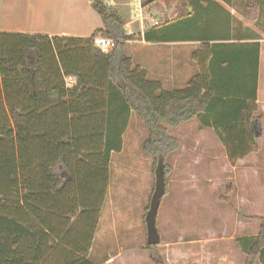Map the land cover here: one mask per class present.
I'll return each instance as SVG.
<instances>
[{"label": "trees", "instance_id": "obj_1", "mask_svg": "<svg viewBox=\"0 0 264 264\" xmlns=\"http://www.w3.org/2000/svg\"><path fill=\"white\" fill-rule=\"evenodd\" d=\"M157 1L141 0L143 13ZM185 1L192 10L179 22L198 23L205 13L207 29L219 9L231 20L218 0ZM196 4L206 5L204 11ZM92 5L104 28L90 37L0 32V264H92L88 257L108 196L112 154L122 151L133 114L147 131L143 151L154 159V172L163 162L164 196L171 171L167 157L180 148L169 127L199 119L201 129L214 130L232 163L260 152L261 34L254 42H239V52L233 49L228 59H208L206 74L194 76L184 89L166 90L128 55L136 36L127 32L124 18L103 0ZM263 15L260 0L246 2L247 22L258 27ZM177 19L146 27L145 39ZM230 20L228 33L212 24L208 35L199 37L229 39ZM98 36L115 40V46L103 51L95 44ZM220 46L214 44L213 53ZM237 63L236 88L219 85L218 71L226 73ZM255 218L260 231L235 238L245 264H264V217ZM158 246L146 243L145 249L153 264H166Z\"/></svg>", "mask_w": 264, "mask_h": 264}, {"label": "crops", "instance_id": "obj_2", "mask_svg": "<svg viewBox=\"0 0 264 264\" xmlns=\"http://www.w3.org/2000/svg\"><path fill=\"white\" fill-rule=\"evenodd\" d=\"M103 1L124 18L127 32L136 36V40L130 41V43H135L134 45L139 47L135 50L137 54L136 65L147 72L150 67L151 79L159 82L166 90L184 89L194 76L206 74L208 59L214 55L217 60L228 59L232 51L239 52L240 48L236 46L239 42H254L256 33L261 34L259 39L261 52L257 103L264 115V32L260 33L255 24L245 20L243 10L246 2L256 0H239L237 2L232 0L230 4L218 0L232 15L231 20L224 9H219V15L212 16L209 21L210 26L207 29L205 23L207 15L205 13L198 23L193 22L194 20L179 22L192 10V6L185 0L176 2H170L169 0L168 2L157 1L154 3L156 5L155 9L149 10L147 14L143 13L141 0ZM92 2L93 0H0V32L90 37L95 31L104 28L103 20L93 8ZM260 3L264 6V0H260ZM136 5L139 7V16L137 14L133 15V11L137 10ZM194 6L197 7L198 12H202L206 5L196 4ZM180 11H182V15ZM176 19L178 23L175 25H170L164 30H153L150 34L152 36L151 41L145 39L146 27H154L167 20ZM228 20L231 21L232 33V36L228 37L229 39L214 41L199 37L202 34L208 35L209 27L212 30V24L221 26L223 29L221 28L220 32L226 30L228 33L229 30L225 26L228 24ZM202 22H204L203 26ZM262 25L264 26V23ZM202 27L205 28L202 29ZM157 35L161 38L156 39ZM214 44H221V46L216 48V52L213 53L212 46ZM149 59L150 61H148ZM246 60V78L247 84H249L248 52ZM238 69L237 63L235 69L232 67L226 73L222 74L218 71V77H220L218 84L225 85L224 88L226 89H235L234 83L238 84V78L241 75ZM252 84H254L253 68ZM248 157L237 161L235 167L247 166L245 161ZM235 185L234 194L236 195L234 200L239 201V206L241 202L245 203V205L242 204L243 207L238 206L237 210L240 212L243 209L242 211L249 213V207L254 208L255 204V201L249 196L251 192H249V189L252 185L250 174H247V178L236 179ZM240 186H243L245 196L244 193L239 194L241 192ZM247 206L248 209H246ZM125 231L122 233V231L118 232L117 230L111 232L106 230L101 234L97 230L88 260L92 264H152L149 252L145 250L143 231L137 230L134 234L135 237L131 232L132 230ZM251 232L252 230H246L238 236L257 234L255 232L251 234ZM224 240L225 236L223 234L216 236L208 234L199 240L189 236L184 244L183 264H245L246 256L239 251L236 244L234 245L235 252H225ZM172 248L169 256L179 255L173 251L176 247ZM238 254L241 256V262L238 260ZM166 262L170 264L169 260Z\"/></svg>", "mask_w": 264, "mask_h": 264}, {"label": "rangeland", "instance_id": "obj_3", "mask_svg": "<svg viewBox=\"0 0 264 264\" xmlns=\"http://www.w3.org/2000/svg\"><path fill=\"white\" fill-rule=\"evenodd\" d=\"M138 5L134 16H139ZM155 6L153 4L150 10ZM257 30L263 33L264 26L260 24ZM134 44L128 43V55L136 65L135 50L139 47ZM148 70L151 79L150 67ZM199 125L196 118L176 128L169 127L170 134L180 140V148L167 157L171 167L167 176L168 193L158 211L157 227L161 235L159 252L170 264H183L184 244L189 236L199 240L208 234H223L225 252L233 253L234 238L246 230L258 233L261 222L255 217H264V135L260 152L246 159L247 166L236 168L237 162H230L214 130L201 129ZM147 136L143 122L133 114L122 151L112 154L111 181L98 226L101 234L106 230L122 233L132 230L134 235L142 230L144 246L147 243L145 217L156 182L154 159L143 151ZM248 173L252 182L249 196L255 201L254 208L249 207V213L243 209L238 212L239 201L234 200L235 181L247 178ZM240 189L239 194L245 196L243 186ZM242 204L245 205L241 202L239 207H243ZM172 247H176L173 251L179 255L169 256ZM237 256L241 262V256Z\"/></svg>", "mask_w": 264, "mask_h": 264}, {"label": "water", "instance_id": "obj_4", "mask_svg": "<svg viewBox=\"0 0 264 264\" xmlns=\"http://www.w3.org/2000/svg\"><path fill=\"white\" fill-rule=\"evenodd\" d=\"M155 189L150 200V207L146 213L147 243L160 244L161 236L157 227V215L161 205V198L166 191L165 176L163 172V162L160 161L155 171Z\"/></svg>", "mask_w": 264, "mask_h": 264}, {"label": "built area", "instance_id": "obj_5", "mask_svg": "<svg viewBox=\"0 0 264 264\" xmlns=\"http://www.w3.org/2000/svg\"><path fill=\"white\" fill-rule=\"evenodd\" d=\"M94 41L96 46L102 49L103 51H108L109 49L113 48L116 44L115 40L103 36L96 37Z\"/></svg>", "mask_w": 264, "mask_h": 264}]
</instances>
